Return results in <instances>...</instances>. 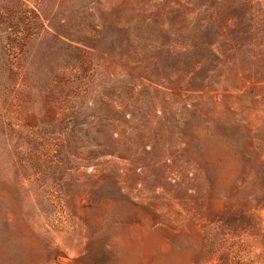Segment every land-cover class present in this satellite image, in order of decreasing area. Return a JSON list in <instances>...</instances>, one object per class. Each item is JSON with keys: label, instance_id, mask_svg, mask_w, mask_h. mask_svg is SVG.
<instances>
[{"label": "rangeland", "instance_id": "1", "mask_svg": "<svg viewBox=\"0 0 264 264\" xmlns=\"http://www.w3.org/2000/svg\"><path fill=\"white\" fill-rule=\"evenodd\" d=\"M0 264H264V0H0Z\"/></svg>", "mask_w": 264, "mask_h": 264}]
</instances>
